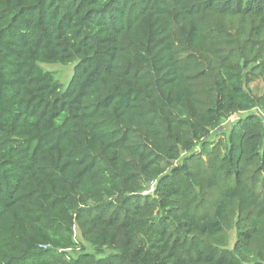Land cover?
<instances>
[{"label":"trees","instance_id":"obj_1","mask_svg":"<svg viewBox=\"0 0 264 264\" xmlns=\"http://www.w3.org/2000/svg\"><path fill=\"white\" fill-rule=\"evenodd\" d=\"M256 81L264 0H0V264H264Z\"/></svg>","mask_w":264,"mask_h":264},{"label":"rangeland","instance_id":"obj_2","mask_svg":"<svg viewBox=\"0 0 264 264\" xmlns=\"http://www.w3.org/2000/svg\"><path fill=\"white\" fill-rule=\"evenodd\" d=\"M74 66H75V63L69 64L67 66H63L59 64L58 65H42V67L45 70L54 72L64 87L68 85V82L73 75ZM251 88L255 94L259 96L264 95V84L261 81H256L255 83H253L251 85ZM256 112L259 114H262L259 110H257ZM237 118H238L237 116L236 118H232L230 122L237 120ZM229 124L226 125L227 128H229ZM214 139L218 140L217 137Z\"/></svg>","mask_w":264,"mask_h":264},{"label":"water","instance_id":"obj_3","mask_svg":"<svg viewBox=\"0 0 264 264\" xmlns=\"http://www.w3.org/2000/svg\"><path fill=\"white\" fill-rule=\"evenodd\" d=\"M234 118H236V117H234Z\"/></svg>","mask_w":264,"mask_h":264}]
</instances>
